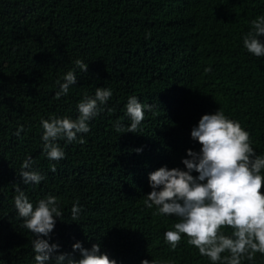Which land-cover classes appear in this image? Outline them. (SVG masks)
I'll return each instance as SVG.
<instances>
[{
  "label": "trees",
  "instance_id": "trees-1",
  "mask_svg": "<svg viewBox=\"0 0 264 264\" xmlns=\"http://www.w3.org/2000/svg\"><path fill=\"white\" fill-rule=\"evenodd\" d=\"M260 15L264 0H0V264H34L33 234L14 208L18 187L34 204L57 196L63 214L48 237L60 245L57 253L79 259L72 249L79 240L87 248L98 243L117 264H212L183 234L175 249L164 241L177 218L145 205L148 173L184 167L186 149L200 148L192 126L218 109L238 120L264 155V57L242 43ZM77 58L87 72L74 65ZM69 69L75 85L57 98V79ZM97 86L112 89L104 110L79 134L82 142L60 139L65 157L50 160L41 117L75 119L77 102ZM130 95L152 105L137 132L127 131ZM29 155L45 177L39 184L21 180ZM241 264H264V256Z\"/></svg>",
  "mask_w": 264,
  "mask_h": 264
},
{
  "label": "clouds",
  "instance_id": "clouds-1",
  "mask_svg": "<svg viewBox=\"0 0 264 264\" xmlns=\"http://www.w3.org/2000/svg\"><path fill=\"white\" fill-rule=\"evenodd\" d=\"M251 25L242 35L243 47L257 57H264V40L258 38L264 34V15L253 19ZM74 65L87 72L88 64L82 59H75ZM210 71L211 66L204 68V72ZM76 79L74 70L64 72L57 79L55 96L67 95ZM112 94L110 87L103 86H97L94 94H84L77 102L75 119L41 117L43 154L53 161L63 159L65 151L58 141L82 142L83 136L79 134L89 132V121L104 110ZM124 108L130 121L127 131L137 132L145 110H150L152 105L130 95ZM114 126L119 129L121 124L117 121ZM19 134L18 128L16 135ZM190 136L199 142L200 148L186 149L187 155L181 157L184 167L162 165L148 173L151 190L146 194L145 205L148 208L155 206L157 214L177 218L171 228L165 229L164 241L175 249L183 234L187 243L212 264H241L244 259L251 261L257 252L264 256V193L260 191L264 183V155L256 153L249 132L240 122L220 109L202 114L198 123L192 126ZM136 151H142V148L138 147ZM51 168L54 171L55 165ZM19 174L25 185L39 184L45 178L33 167L30 155L23 160ZM13 200L22 226L33 234L34 264H117L115 258H109L100 250L98 243L87 248L81 241H75L72 249L79 251V259L72 252L55 251L60 245L49 243L48 237L56 218L63 214L57 196L47 194L34 204L18 187ZM80 210L79 202H74L71 215L77 217ZM226 227L230 232L224 230ZM141 264L172 262L152 258L142 259Z\"/></svg>",
  "mask_w": 264,
  "mask_h": 264
}]
</instances>
